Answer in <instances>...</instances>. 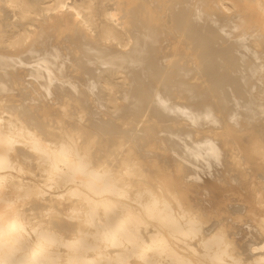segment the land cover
Listing matches in <instances>:
<instances>
[{
  "label": "bare ground",
  "instance_id": "obj_1",
  "mask_svg": "<svg viewBox=\"0 0 264 264\" xmlns=\"http://www.w3.org/2000/svg\"><path fill=\"white\" fill-rule=\"evenodd\" d=\"M0 264H264V0H0Z\"/></svg>",
  "mask_w": 264,
  "mask_h": 264
}]
</instances>
